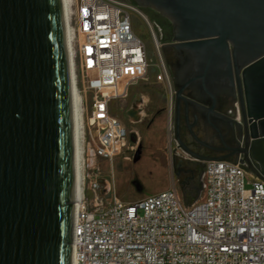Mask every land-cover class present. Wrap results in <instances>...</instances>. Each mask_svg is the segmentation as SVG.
Returning a JSON list of instances; mask_svg holds the SVG:
<instances>
[{"label":"water","instance_id":"obj_1","mask_svg":"<svg viewBox=\"0 0 264 264\" xmlns=\"http://www.w3.org/2000/svg\"><path fill=\"white\" fill-rule=\"evenodd\" d=\"M128 1L191 59L176 100L187 86L233 99L242 157L227 161L264 179V0ZM73 180L61 0H0V264H71Z\"/></svg>","mask_w":264,"mask_h":264},{"label":"built area","instance_id":"obj_2","mask_svg":"<svg viewBox=\"0 0 264 264\" xmlns=\"http://www.w3.org/2000/svg\"><path fill=\"white\" fill-rule=\"evenodd\" d=\"M128 0H69L70 70L79 99L82 164L86 132L93 159L112 161L127 146L128 127L111 113L115 100L145 79L152 65ZM154 39V37H153ZM156 79L171 80L159 47ZM246 184L249 185L246 188ZM202 195L184 205L175 189L121 201L109 181L91 178L72 220L73 264H264V179L239 162L207 160ZM104 195H109L107 199Z\"/></svg>","mask_w":264,"mask_h":264},{"label":"rangeland","instance_id":"obj_3","mask_svg":"<svg viewBox=\"0 0 264 264\" xmlns=\"http://www.w3.org/2000/svg\"><path fill=\"white\" fill-rule=\"evenodd\" d=\"M139 10L149 25L134 17V29L143 40L153 62L148 67L146 78L131 85L126 97L115 100L112 105V111L117 113L130 130L127 146L112 161L93 159L87 151V143L91 141V137L86 132L81 173L85 177L86 186L91 178L100 179L102 187L109 181L121 201H132L172 188L177 190L184 201L191 204L202 195L203 175L199 178L196 174L188 179V174L179 171L176 166L169 92L165 84L155 77L158 73V55L154 49V39L163 59V18L153 11L148 14L140 8ZM130 109L135 112V116L128 115ZM248 187L246 184V188ZM104 196L110 198L109 195Z\"/></svg>","mask_w":264,"mask_h":264},{"label":"flooded vegetation","instance_id":"obj_4","mask_svg":"<svg viewBox=\"0 0 264 264\" xmlns=\"http://www.w3.org/2000/svg\"><path fill=\"white\" fill-rule=\"evenodd\" d=\"M138 8L148 14L152 11L148 8ZM155 14L163 18L161 50L173 92L171 129L175 143L174 159L179 171L188 174V179H192L196 174L200 178L203 175L204 163L208 159L235 160L242 157L234 152V149L242 144L238 128L230 121L234 101L229 95L222 93H214L212 98L197 92L192 86H187L182 91V99L176 100V90L186 80L185 75L190 68L191 59L188 53L170 45V24L164 17L156 12ZM211 106L214 113L224 118L213 116L209 112ZM207 115L208 121L205 119Z\"/></svg>","mask_w":264,"mask_h":264},{"label":"bare ground","instance_id":"obj_5","mask_svg":"<svg viewBox=\"0 0 264 264\" xmlns=\"http://www.w3.org/2000/svg\"><path fill=\"white\" fill-rule=\"evenodd\" d=\"M69 0H61L62 15L64 20V32H65V44L68 57V71H69V83H70V104H71V120H72V146H73V200H72V220L75 216V209L78 198L81 193V181H82V127H81V114L79 107V99L73 87V79L70 70V33L65 26L66 15L68 12ZM128 115L135 116V112L130 109ZM81 145V147H80ZM70 259L71 264L74 263L72 257V248L70 246Z\"/></svg>","mask_w":264,"mask_h":264},{"label":"crops","instance_id":"obj_6","mask_svg":"<svg viewBox=\"0 0 264 264\" xmlns=\"http://www.w3.org/2000/svg\"><path fill=\"white\" fill-rule=\"evenodd\" d=\"M113 113H114L115 116L119 117L116 112L113 111Z\"/></svg>","mask_w":264,"mask_h":264},{"label":"trees","instance_id":"obj_7","mask_svg":"<svg viewBox=\"0 0 264 264\" xmlns=\"http://www.w3.org/2000/svg\"><path fill=\"white\" fill-rule=\"evenodd\" d=\"M111 113L114 115L113 111H111Z\"/></svg>","mask_w":264,"mask_h":264}]
</instances>
